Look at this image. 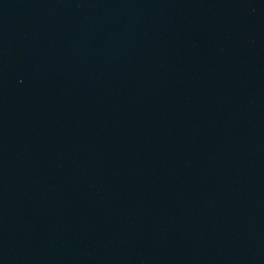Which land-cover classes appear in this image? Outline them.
I'll use <instances>...</instances> for the list:
<instances>
[{
  "label": "water",
  "instance_id": "95a60500",
  "mask_svg": "<svg viewBox=\"0 0 264 264\" xmlns=\"http://www.w3.org/2000/svg\"><path fill=\"white\" fill-rule=\"evenodd\" d=\"M0 264H264V0H0Z\"/></svg>",
  "mask_w": 264,
  "mask_h": 264
}]
</instances>
